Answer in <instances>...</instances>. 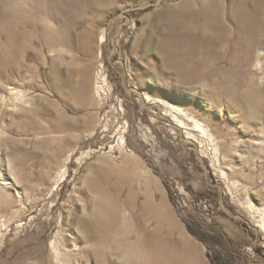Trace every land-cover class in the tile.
Returning <instances> with one entry per match:
<instances>
[{"label": "rangeland", "instance_id": "obj_1", "mask_svg": "<svg viewBox=\"0 0 264 264\" xmlns=\"http://www.w3.org/2000/svg\"><path fill=\"white\" fill-rule=\"evenodd\" d=\"M0 264H264V0H0Z\"/></svg>", "mask_w": 264, "mask_h": 264}, {"label": "bare ground", "instance_id": "obj_2", "mask_svg": "<svg viewBox=\"0 0 264 264\" xmlns=\"http://www.w3.org/2000/svg\"><path fill=\"white\" fill-rule=\"evenodd\" d=\"M179 111V110H178ZM178 111H176V113H177V115H179V116H182L183 117V114H182V112L180 113V111L178 112ZM176 114L175 112H172V114ZM172 116V115H171ZM174 119H176V117L175 116H172ZM179 118V117H178ZM173 120V119H172ZM178 120V119H177ZM175 121V120H174ZM177 124V123H176ZM184 124V123H183ZM178 125V124H177ZM181 125V124H180ZM179 125V126H180ZM201 133V132H200ZM117 192V191H116ZM117 194H118V192H117ZM128 201H126V203H127ZM118 204V203H117ZM117 204L114 206V208H113V210H112V219H114V218H116L117 216H118V210H119V208L117 207ZM130 204V203H129ZM130 205H132V204H130ZM153 208H149V209H142V208H140L139 209V211H138V213L137 214H134V226L135 227H139L140 226V224H141V218L143 217V213H145V212H150L151 210H152ZM157 210V212H159V210L158 209H156ZM150 217H152V218H156L157 216H156V214H152ZM151 219V218H150ZM149 219V220H150ZM101 236L103 237V238H107V236H108V233L107 232H103L102 231V233H101ZM84 237H85V239L86 240H88V238L89 237H93V235L91 234V232H89V231H86L85 232V234H84ZM155 242L151 237H149L147 240H145V241H143V242H141V244L142 243H144V244H148V243H151V242ZM167 242H170V241H167ZM51 250H52V255H53V258L54 259H58L57 258V255H59L60 253L58 252V250H57V248H54L53 246H52V244H51Z\"/></svg>", "mask_w": 264, "mask_h": 264}]
</instances>
